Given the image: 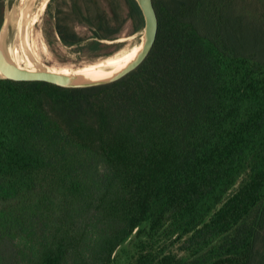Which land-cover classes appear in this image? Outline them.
I'll list each match as a JSON object with an SVG mask.
<instances>
[{
  "label": "trees",
  "instance_id": "trees-1",
  "mask_svg": "<svg viewBox=\"0 0 264 264\" xmlns=\"http://www.w3.org/2000/svg\"><path fill=\"white\" fill-rule=\"evenodd\" d=\"M152 2L122 79L0 80V264H264V0ZM54 17L89 58L143 28L135 0Z\"/></svg>",
  "mask_w": 264,
  "mask_h": 264
},
{
  "label": "water",
  "instance_id": "water-1",
  "mask_svg": "<svg viewBox=\"0 0 264 264\" xmlns=\"http://www.w3.org/2000/svg\"><path fill=\"white\" fill-rule=\"evenodd\" d=\"M143 17V28L139 49L135 56L123 67L109 75L93 78L80 73H61L50 70L42 62L35 59L28 42V30L40 0H25L22 8L10 7L8 0L4 2L2 22L0 25V80L41 81L62 88H90L116 82L139 67L150 53L154 44L158 19L152 0H135ZM11 29L18 33L20 48L32 60L31 68H20L13 60V48L7 46V38ZM119 40V39H118ZM118 40L114 41L118 43Z\"/></svg>",
  "mask_w": 264,
  "mask_h": 264
},
{
  "label": "rangeland",
  "instance_id": "rangeland-1",
  "mask_svg": "<svg viewBox=\"0 0 264 264\" xmlns=\"http://www.w3.org/2000/svg\"><path fill=\"white\" fill-rule=\"evenodd\" d=\"M60 0H40L38 9L34 13L28 30V42L32 50L38 55V60L48 68L57 70H99L105 71L123 63L131 56L141 41L142 31L127 35L125 32L118 40L117 50L106 57L89 58L77 52L75 47H65L61 44L54 33L55 28V10ZM25 0H13L10 7H23ZM52 31L54 35L47 37ZM80 36H87L89 33L81 27L76 28ZM17 40V41H16ZM19 39L16 29H11L7 38V46L14 48L15 56L22 67H26V62L18 48ZM80 44L78 47H81Z\"/></svg>",
  "mask_w": 264,
  "mask_h": 264
},
{
  "label": "bare ground",
  "instance_id": "bare-ground-1",
  "mask_svg": "<svg viewBox=\"0 0 264 264\" xmlns=\"http://www.w3.org/2000/svg\"><path fill=\"white\" fill-rule=\"evenodd\" d=\"M17 41V40H16ZM30 47V45H29ZM17 50H20L21 53H22V56L24 57L25 59V62H26V67H22L20 65V63H18L17 59H16V56H15V51H14V48H13V52H12V57H13V60L14 62L20 67V68H23V69H30L31 68V64H32V60L26 56L24 54V49L20 48V46L18 48H15ZM139 47L136 48V50L134 51V53L129 56L123 63H121L120 65L118 66H115V67H112L111 69H108V70H105V71H99V70H87V69H75V70H57V69H54V68H49L50 70L52 71H55V72H61V73H65V74H68V73H80L81 75L83 76H87V77H93V78H99V77H103V76H106V75H109L111 74L112 72H114L115 70L123 67L128 61H130L136 54V52L138 51ZM30 50L32 51V55L35 59L38 60V55L32 50V48L30 47Z\"/></svg>",
  "mask_w": 264,
  "mask_h": 264
}]
</instances>
